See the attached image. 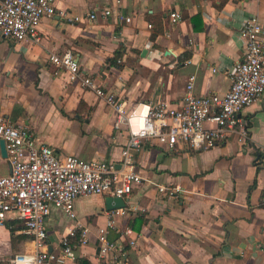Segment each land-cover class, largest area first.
I'll use <instances>...</instances> for the list:
<instances>
[{
  "label": "crops",
  "instance_id": "1",
  "mask_svg": "<svg viewBox=\"0 0 264 264\" xmlns=\"http://www.w3.org/2000/svg\"><path fill=\"white\" fill-rule=\"evenodd\" d=\"M219 3L55 0L57 9L78 20L43 18L36 42L14 43L0 35V114L27 126L57 155L118 164L129 137L126 122L91 89L64 82L48 55L71 50L81 71L112 93L126 115L135 110L130 117L135 130L148 106L184 97L190 77L195 94L225 93L228 69L242 57L240 26L250 15L259 17L264 41V0H226L221 8ZM103 9L110 14L104 16ZM173 11L181 16L174 25ZM159 20L163 32L152 39ZM118 51L121 56L113 61ZM240 116L246 122L244 140L233 134L202 151L166 150L155 140L142 145L134 157L141 182L133 185L132 210L122 218L131 228L133 221L139 237L136 247H126L125 257L113 264H264V92ZM8 172L0 155V176ZM159 185L177 191L165 195ZM104 198L76 200L89 241L75 261L64 264L95 260L97 228L106 220ZM138 216L141 224L134 221ZM7 222L13 223L15 237L25 238L12 247L10 231L0 227V259L31 246L20 233L21 223ZM73 223L52 209L46 219L50 251L57 253L59 238ZM108 236L117 238L114 231Z\"/></svg>",
  "mask_w": 264,
  "mask_h": 264
},
{
  "label": "built area",
  "instance_id": "2",
  "mask_svg": "<svg viewBox=\"0 0 264 264\" xmlns=\"http://www.w3.org/2000/svg\"><path fill=\"white\" fill-rule=\"evenodd\" d=\"M104 16L110 14L103 9ZM78 20L66 10L57 9L55 0H0V35L14 43L36 42L39 28L45 17ZM96 14H90L95 18ZM170 23L181 20L178 12L169 13ZM130 21V18L126 19ZM151 28V25H148ZM262 25L257 15H250L241 24L239 34L243 40L242 57L228 69L230 86L223 94H195L193 77L189 78L187 92L178 101H158L148 106L141 115V125L133 130L130 117L112 93L104 91L92 78L85 75L71 50L50 53L48 61L61 73L67 84L91 89L118 113V120L125 121L129 137L121 148V159L114 161L84 160L77 156L57 155L54 149L39 140L24 124L13 123L0 114V139L4 141L7 174L0 176V227L10 219L21 223L20 233L29 239L31 246L24 247L11 257L12 264H64L75 261L77 250L87 245L89 229L78 220L75 202L88 196L120 197L125 207L105 210L106 220L97 228L94 261L90 264H113L123 259L126 247H136L139 234L122 218L132 210L130 197L134 184L141 182L136 172L134 157L142 145L155 140L166 150L211 149L230 135L238 140L247 136L242 111L256 102L264 92V41ZM213 71H217L216 68ZM264 162V147L261 148ZM158 190L172 195L163 185ZM264 203V198L262 199ZM62 212L74 223L58 240V251L48 247L46 219L52 209ZM109 231L117 238L110 239Z\"/></svg>",
  "mask_w": 264,
  "mask_h": 264
},
{
  "label": "trees",
  "instance_id": "3",
  "mask_svg": "<svg viewBox=\"0 0 264 264\" xmlns=\"http://www.w3.org/2000/svg\"><path fill=\"white\" fill-rule=\"evenodd\" d=\"M226 2V0H220V3L217 5V7L218 8H221L222 6H223V4ZM188 15L187 14H182V17L183 18H185V17H187ZM191 20H193V18L191 17L190 18ZM154 27H155V29H154V33H153V35H152V39L155 37V35L157 34V33H162L163 32V27H162V23H161V21L159 20L157 23H155L154 24ZM121 52L120 51H118V52H116L115 54H114V57H113V61H116V59L117 58H119L120 56H121V54H120ZM16 111H17V109H16ZM134 221L137 223H140L141 224V222H143V217L142 216H138V217H136L135 219H134ZM131 226L134 228V226H133V221H131ZM5 226L8 228V230L10 231V234H11V244H12V247L15 245V241L17 240H22L23 238H25L24 236H22V235H18L17 237H15V234H14V230H15V228H14V226H13V223H11V222H6V224H5ZM136 228V229H135ZM134 229L135 230H138V227H135ZM27 238V237H26ZM13 256V254L12 255H10V256H8V257H6V258H3V259H0V264H12L11 263V261H10V259H11V257ZM77 258H78V256H77ZM76 258V259H77ZM82 264H88V262L86 261V260H83L82 261Z\"/></svg>",
  "mask_w": 264,
  "mask_h": 264
},
{
  "label": "water",
  "instance_id": "4",
  "mask_svg": "<svg viewBox=\"0 0 264 264\" xmlns=\"http://www.w3.org/2000/svg\"><path fill=\"white\" fill-rule=\"evenodd\" d=\"M0 155L3 159H6L7 157L5 144L2 139H0ZM9 170H10V166H9ZM104 204L107 210H113V209L125 207V202L120 197L105 196Z\"/></svg>",
  "mask_w": 264,
  "mask_h": 264
}]
</instances>
